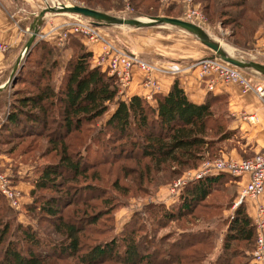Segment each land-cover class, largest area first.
<instances>
[{"label":"trees","instance_id":"trees-1","mask_svg":"<svg viewBox=\"0 0 264 264\" xmlns=\"http://www.w3.org/2000/svg\"><path fill=\"white\" fill-rule=\"evenodd\" d=\"M77 1L114 16L112 10L123 7L122 0ZM191 1L227 30V43L250 48L264 0ZM128 3L133 14L156 16L158 0ZM163 16L172 17L167 10ZM73 47L78 52L61 66L62 48L37 40L10 79L0 154L10 157L18 147L15 157L34 163L30 201L23 205L31 221H18L0 194V264H252L255 232L244 204L221 213L237 195L226 173L188 181L168 204L148 201L119 233L103 227L124 198L148 197L196 168L233 131L221 95L207 92L196 104L174 80L152 102L122 98L116 79L91 65V52L78 42ZM109 106L108 117L93 125ZM91 145L103 155L88 159Z\"/></svg>","mask_w":264,"mask_h":264},{"label":"crops","instance_id":"crops-1","mask_svg":"<svg viewBox=\"0 0 264 264\" xmlns=\"http://www.w3.org/2000/svg\"><path fill=\"white\" fill-rule=\"evenodd\" d=\"M46 1L48 2V5L55 6V3H65L64 1L67 0ZM43 6L44 0H0V45L5 46V50L0 52V123L5 119L8 109L10 73L29 38L31 26ZM62 20V16L45 14L39 28L45 30L49 25L57 24ZM116 30L118 29H115V31ZM119 30L128 34L127 43H119L126 50H129L142 58L145 57L151 60L160 61L162 67L166 69L184 68L195 59L208 54L206 51H201V54L198 56L197 53L196 55H191V53L181 55L179 49L174 47L172 49H166L161 46L158 39L159 35L144 36L143 34L146 32L139 33L130 29ZM222 30L223 32H227L226 29ZM36 41L37 40L34 39L33 43ZM227 46L230 48L232 57L244 61L252 60L264 65V18L261 20L252 36V44L250 48H236L229 43ZM98 49L99 45L97 43L90 44V48H87V50L92 52L93 55L98 52ZM69 54V47L61 49V66L68 58ZM21 60L18 64L22 62ZM240 70L251 83L264 84L263 75L251 69ZM156 78L158 87L153 94H166L171 83L174 80H177L188 100L193 103H201L207 92H210L213 95H221L223 97L226 111L230 116V122L227 128L233 131L225 141H233V143L227 147V145L223 143L225 141L222 142L223 147L221 148L224 150L220 149L221 156L230 158L249 157L264 147V100L260 99L252 90L241 92V88L237 83L215 82L213 89L208 91L206 89L205 81L198 77L196 68H184L176 76L163 72L158 74ZM140 81L141 71L134 68L132 70L131 81L124 91L122 98L131 95L144 97L146 89L141 86ZM152 101L153 100L151 99L149 102ZM234 137H236L235 141ZM9 160L8 157L0 154V171H4L10 176L12 183L19 191L21 204H26L30 200L28 195V192L31 189L30 167L27 166L26 168H23L19 165L16 172H11V168H9L10 164L8 162ZM23 172L25 173L23 174ZM24 177H27V179ZM245 180L246 176H243L236 180L232 179V182L235 183L236 189H238ZM163 191L164 193H161V196L156 198V201L168 204L170 200L168 198L167 185ZM257 202L264 203V192L255 200L246 198L242 202L249 217H252ZM233 209L234 207L229 208L230 211L223 210V215L229 214ZM17 217L20 220L24 216L21 213H18Z\"/></svg>","mask_w":264,"mask_h":264},{"label":"built area","instance_id":"built-area-1","mask_svg":"<svg viewBox=\"0 0 264 264\" xmlns=\"http://www.w3.org/2000/svg\"><path fill=\"white\" fill-rule=\"evenodd\" d=\"M63 3H55L59 7ZM49 6L44 0V6ZM49 14V13H47ZM65 14V13H61ZM71 16V20L61 21L57 24L49 25L44 31L39 27L35 34L36 40H48L55 46L61 47L66 34L72 33L82 36L89 44L98 43L99 50L92 57L94 66L105 70L108 75L113 76L117 82V94L123 96L128 87L134 68L141 71L140 84L146 89L144 98L151 101L152 94L156 91L157 75L167 72L176 76L182 69H197V75L205 81L208 91L213 89L215 82L237 83L241 92L252 90L262 100H264V84L251 83L241 72V70L214 56H203L195 59L184 68L166 69L161 63L155 60H146L139 55L127 51L122 46L109 42L102 38L99 28L89 18L80 15L65 14ZM189 19H202V15L195 9L186 13ZM31 33V32H29ZM5 50L4 45H0V52ZM25 48L20 53V58L25 53ZM226 173L233 180L246 176V180L238 187L236 199L232 207L242 203L246 198L255 200L264 192V147L258 152L246 158H230L225 156L204 159L194 169L185 171L181 176L167 184L168 198L174 201L182 187L190 180H197L205 175ZM0 194L7 204L13 209L21 206L18 189L12 183L10 176L0 171ZM254 226V245L251 251L252 264H264V203L257 202L254 213L251 217Z\"/></svg>","mask_w":264,"mask_h":264},{"label":"rangeland","instance_id":"rangeland-1","mask_svg":"<svg viewBox=\"0 0 264 264\" xmlns=\"http://www.w3.org/2000/svg\"><path fill=\"white\" fill-rule=\"evenodd\" d=\"M65 3L63 4H77V5H82L81 3H79L77 0H67L64 1ZM123 3V7L119 8L117 10H112V13L114 14H118L116 17H120V18H148L149 16L144 15L142 13H137V14H133L135 12H137V10L135 11V9L133 10L131 5L128 3V0H122ZM197 7V6H196ZM195 9L198 12H200L199 9L195 8L192 6V1L191 0H158L156 9L154 10V13H156V16H163L165 14V11H169V14L174 17V18H179V19H183L192 23H195L197 25H199L206 33L207 35L213 39L214 41L224 45L225 47L229 48L228 43L226 42V34L227 32H223L222 28L219 26L218 23L216 22H211L208 19H206L203 14L202 15V19H189L186 17V13L189 12L190 10ZM98 10V9H97ZM101 11V10H100ZM107 13V12H106ZM109 14V13H108ZM133 14V15H132ZM49 15L54 16V15H59L63 17L62 21H66V20H71V16L69 15H65V14H61V13H49ZM112 15V14H111ZM130 15V17H129ZM132 15V16H131ZM72 16H74V14H72ZM114 16V15H113ZM83 17V16H82ZM86 18V17H84ZM99 33L102 36L103 39L109 41V42H113L115 44H118L120 46H122L119 43L125 42L127 43V33H123V31L119 30V29H130V30H134L137 31L139 33H144V36H148V35H159L158 39L160 41V45L165 47L166 49H172L173 47L176 49H179V53L181 55H187L189 53H191V55H196L197 56L201 54L202 52H207L208 54L206 56H211L213 55V52L208 49L207 47H205L204 45H202L195 36L191 35L190 33L175 27V26H171L168 24H161V25H153V26H143V27H132V26H120V25H99ZM110 29H114V30H110ZM115 29H118L115 31ZM44 31V30H42ZM75 36V37H74ZM70 38V39H69ZM74 40V41H73ZM70 41V42H69ZM72 41V42H71ZM69 43L72 48H70V54L71 53H76L78 52L76 48L73 47V44L76 45L77 42L79 44H81L82 48H85L87 50V48H90V44L88 41H85V39L82 36L79 35H75L72 33H67L65 40L62 44L61 47L58 48H67L66 43ZM98 44V43H97ZM227 44V45H226ZM99 45V44H98ZM64 47V48H63ZM123 47V46H122ZM124 48V47H123ZM230 49V48H229ZM99 50V49H98ZM89 51V50H87ZM129 51V50H127ZM96 53V52H95ZM236 53V52H234ZM69 54V55H70ZM233 55V54H232ZM24 56V55H23ZM94 55L91 52V60L90 63L91 65L94 66L93 63V57ZM234 56V55H233ZM203 57V56H202ZM145 58V57H143ZM236 58V57H235ZM22 59V60H21ZM20 60L23 61V57ZM146 60L150 61L151 59L149 58H145ZM19 60V62H20ZM61 62V59H59ZM152 61V60H151ZM156 61V60H155ZM22 63V62H21ZM156 63H161L160 61H156ZM62 72V69H60V71L58 70L57 72H55V76H56V81L57 79L60 77V73ZM264 77V76H263ZM25 79L24 84H19L21 87H25L27 86V79ZM11 93V86L8 89V95L10 96ZM112 106H109V111L105 112L103 114V116L99 119H97L93 125H99L100 122L103 121L104 118L108 117V113H110L112 111ZM1 111V109H0ZM103 135L106 137L107 134ZM236 136V135H235ZM236 140V137H234V141ZM225 143V145H227V147H229L230 145H232L233 141H225L223 142ZM93 145H91V151L88 152V159L92 158V155L94 157H99L100 155H103V151L100 150L98 148L97 153H93ZM220 149H223L221 147H223L222 143H220V145L218 146ZM81 147L78 145L76 146L74 149L78 150ZM224 150V149H223ZM18 151V147L15 149V151L13 152V156L15 157L16 152ZM220 151H217V154L214 156H211L210 158H204V159H211L214 157H220ZM3 155V154H1ZM6 156L8 157L10 160L9 162V168H11V172H16L17 168L19 165H21L23 168H26L27 166L30 167L29 171H31L30 174V178H33V174H32V165H34V163H32V160H28L25 158H19L17 159L16 157L14 158L13 156ZM247 157V156H246ZM243 157V158H246ZM50 159V157H49ZM203 159V160H204ZM31 161V162H29ZM25 172H23L24 174ZM11 174V173H10ZM19 174V173H18ZM32 176V177H31ZM25 179H27V177H24ZM30 179V180H31ZM167 184H163L158 186L152 195L148 196V197H139V196H133V197H127L123 199V205L116 207V209H114L112 212H110L109 217H111V222H106L104 220V216L101 217L100 221H103L104 226L103 227H109L112 226L113 231L115 233H119L122 228L125 226V224L129 221L131 215L133 212L138 211L144 204H146L148 201H152V203L157 202L156 198H159L161 196V193H164V188L166 187ZM30 201V200H29ZM93 203H96L97 206H101L99 203V200H93ZM24 204H21L19 209H13L17 212V216L18 213H21L24 217H22L20 220L17 217V220L20 221L22 224H26L27 221L30 222L31 220L29 219V217L27 216V214L25 215L24 213ZM233 205V204H232ZM232 205L230 206V208L232 207ZM10 207V206H9ZM72 208V206H69L68 208L65 209V211H69ZM223 210H229V208L226 209H222L221 213L223 214ZM230 211V210H229ZM231 212H229V214L224 215V216H228L230 215ZM35 223V222H33ZM37 223V222H36ZM40 227H44L43 224H39ZM42 229V228H41ZM108 234H106L104 237H106ZM99 236H96V238H98ZM218 243L216 242V245Z\"/></svg>","mask_w":264,"mask_h":264},{"label":"water","instance_id":"water-1","mask_svg":"<svg viewBox=\"0 0 264 264\" xmlns=\"http://www.w3.org/2000/svg\"><path fill=\"white\" fill-rule=\"evenodd\" d=\"M47 13L77 14L89 18L92 21V23L95 24L96 26L103 24L132 26L136 28L143 26L161 25V24H168L171 26H175L195 36L202 45H204L213 52L212 56L217 57L222 61L230 65H233L239 69H251L264 76V65L252 60L244 61V60L236 59L231 55L227 54L217 42L211 39L207 35V33L199 25L195 23L179 18L168 17V16H152V17H148L147 19H139L134 17L120 18L97 9H93L84 5H77V4H60L59 7H54V8L50 6L43 7L39 11L36 19L34 20L31 26V31H30L31 33L24 46L25 50H27L29 46L33 43L35 34L37 33V28L40 26L43 16ZM19 60L20 57L17 58L15 65L13 66L9 80L12 78L13 74L15 73Z\"/></svg>","mask_w":264,"mask_h":264},{"label":"bare ground","instance_id":"bare-ground-1","mask_svg":"<svg viewBox=\"0 0 264 264\" xmlns=\"http://www.w3.org/2000/svg\"><path fill=\"white\" fill-rule=\"evenodd\" d=\"M50 6V5H49ZM50 7H55V6H50ZM65 14H69V13H65ZM141 19H146V18H141ZM216 42V41H215ZM218 43V42H217ZM220 46H221V48H223V50L227 53V54H229V55H231V52H230V49L229 48H227V47H225L224 45H222V44H220V43H218Z\"/></svg>","mask_w":264,"mask_h":264}]
</instances>
